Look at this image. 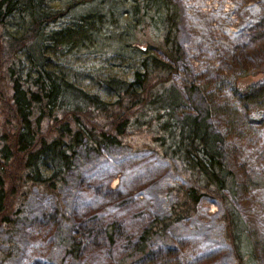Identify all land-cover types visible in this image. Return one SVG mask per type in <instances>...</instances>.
<instances>
[{
	"label": "trees",
	"instance_id": "1",
	"mask_svg": "<svg viewBox=\"0 0 264 264\" xmlns=\"http://www.w3.org/2000/svg\"><path fill=\"white\" fill-rule=\"evenodd\" d=\"M92 1L72 0L58 9L48 0H0V264H11L17 225L36 193L57 203L56 251L76 255L78 244L62 228L61 192L80 171L83 154L119 147L155 151L184 182L162 183V213L141 231L137 252H145L152 239L179 232L206 197L218 206L214 221L230 248V263L255 264L247 225L233 203L235 174L225 162L223 136L211 123L212 108L193 79L184 95L173 79L187 58L182 7L174 0H128L127 44L144 42L163 57L144 53L132 80L108 76L104 86L114 97L103 99L69 79L57 63L61 50L92 40L96 26L85 20L87 26L55 23ZM235 86L254 100L264 98V86L253 79Z\"/></svg>",
	"mask_w": 264,
	"mask_h": 264
},
{
	"label": "rangeland",
	"instance_id": "2",
	"mask_svg": "<svg viewBox=\"0 0 264 264\" xmlns=\"http://www.w3.org/2000/svg\"><path fill=\"white\" fill-rule=\"evenodd\" d=\"M71 1L48 3L62 9ZM174 1L182 7L187 52L174 82L184 95L193 79L212 108L211 123L223 136L225 162L235 174L233 203L247 225L255 264H264V98L254 100L235 86L245 77L264 86V0ZM128 9V0H93L54 25L85 20L96 26L89 30L92 40L61 50L57 63L69 79L103 99L114 97L104 86L108 76L132 80L144 53L162 56L144 42L127 44ZM170 179L184 184L153 150L119 147L83 154L80 171L72 173L60 198L62 228L78 244L77 254L56 251L57 203L36 193L17 225L11 264H231L230 248L214 221L218 206L206 197L179 232L152 239L145 252H137L141 231L162 213L159 189Z\"/></svg>",
	"mask_w": 264,
	"mask_h": 264
}]
</instances>
